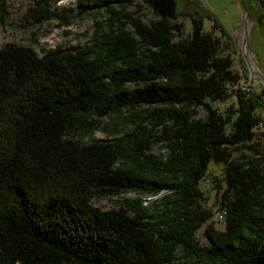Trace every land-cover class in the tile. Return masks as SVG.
Instances as JSON below:
<instances>
[{"label": "trees", "instance_id": "1", "mask_svg": "<svg viewBox=\"0 0 264 264\" xmlns=\"http://www.w3.org/2000/svg\"><path fill=\"white\" fill-rule=\"evenodd\" d=\"M139 1L155 19L125 12L133 0L93 3L109 17L82 46L0 48V264H264V133L254 141L264 91L240 88L248 77L219 55L221 39L234 49L216 20L218 38L184 13L182 37L176 0ZM231 94L236 106L224 114L207 102ZM123 111L130 130L90 137ZM78 133L90 141L72 140ZM242 150L251 158L235 157ZM210 162L222 164L226 216L222 230L205 226L200 244L195 232L211 214L198 184ZM128 192L159 195L160 208L139 197L110 210L92 204Z\"/></svg>", "mask_w": 264, "mask_h": 264}, {"label": "rangeland", "instance_id": "2", "mask_svg": "<svg viewBox=\"0 0 264 264\" xmlns=\"http://www.w3.org/2000/svg\"><path fill=\"white\" fill-rule=\"evenodd\" d=\"M179 16L177 23L182 25L181 36L189 35L191 31L190 19L184 13H195L203 20V30L219 37L217 30L212 28L213 21L220 23L232 38V48L224 40H220L221 45L219 55L230 56L231 69L239 75H247L248 80L242 79L239 84L251 86L256 93L264 91V8L259 0H176ZM97 0H0V48L5 44L12 43L27 46L35 50L39 55L43 51L60 47L62 49L86 44L91 33L96 28V24L104 23L109 14L102 8L92 7ZM45 8L44 14L36 11L40 6ZM124 2H113L111 5L117 10L121 9ZM81 5V6H80ZM245 7L248 12L246 31L243 29ZM125 12L133 13L134 17L140 18L144 22L155 19L151 9L133 0L128 4ZM42 15L47 18L38 19ZM39 20V21H38ZM247 45L248 60L243 59L242 50ZM228 88L231 90L232 87ZM207 102L220 114H224L228 107L236 106V98L231 94L226 100ZM198 116L204 117L205 111L199 107ZM128 111H123L120 116L112 115L100 120V128L91 133V138H111L117 137L132 128ZM229 125L226 132H230ZM89 136L74 134L71 139L80 143L90 141ZM263 133L259 126L255 129L254 141L260 143ZM152 153H164L160 145H155ZM235 157L242 161L251 158V154L246 151H238ZM222 164L210 162L207 171L199 181L198 188L202 194L201 206L208 210L211 217L196 232L195 238L200 244H205L203 230L206 225H211L216 230L224 228V220L218 217L219 194L217 188L218 181L222 180ZM139 197L143 205L150 210L160 208L159 195L150 196L128 192L121 197H94L92 204L102 210L116 209L122 205V199H133Z\"/></svg>", "mask_w": 264, "mask_h": 264}, {"label": "water", "instance_id": "3", "mask_svg": "<svg viewBox=\"0 0 264 264\" xmlns=\"http://www.w3.org/2000/svg\"><path fill=\"white\" fill-rule=\"evenodd\" d=\"M243 11H244L243 29L246 31V29H247V21H248V12L246 11L245 7H243ZM242 55H243V59L245 60V62L249 63V60H248V49H247V45L246 44L243 47Z\"/></svg>", "mask_w": 264, "mask_h": 264}, {"label": "built area", "instance_id": "4", "mask_svg": "<svg viewBox=\"0 0 264 264\" xmlns=\"http://www.w3.org/2000/svg\"><path fill=\"white\" fill-rule=\"evenodd\" d=\"M246 87L245 85H240V88H244ZM259 129L264 133V125L260 124L259 126ZM226 211L224 209H221L219 212H218V217L220 219H223L224 215H225Z\"/></svg>", "mask_w": 264, "mask_h": 264}]
</instances>
